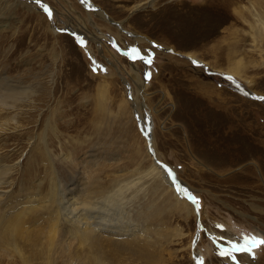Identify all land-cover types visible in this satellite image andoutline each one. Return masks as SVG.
<instances>
[{"label": "rangeland", "instance_id": "obj_1", "mask_svg": "<svg viewBox=\"0 0 264 264\" xmlns=\"http://www.w3.org/2000/svg\"><path fill=\"white\" fill-rule=\"evenodd\" d=\"M90 1L113 21H125L122 28L83 0L0 2V94L30 92L14 108L0 107V172L17 165L12 199L35 193L40 180L38 191L47 194L48 149L63 182L98 176L116 188L129 181L121 204L134 217L160 204L150 181H139L153 158L142 112L194 212L168 207L147 219L164 234L151 231L160 240L159 264H264V246L254 257L230 252L245 236L264 239V29L252 13L264 0ZM86 32L105 34V53ZM137 34L171 48L159 51ZM110 49L119 69L106 58ZM131 61L147 82L145 95L127 73ZM231 70L240 71L242 87L227 79ZM0 264L14 263L0 258ZM123 264L154 263L128 257Z\"/></svg>", "mask_w": 264, "mask_h": 264}, {"label": "bare ground", "instance_id": "obj_2", "mask_svg": "<svg viewBox=\"0 0 264 264\" xmlns=\"http://www.w3.org/2000/svg\"><path fill=\"white\" fill-rule=\"evenodd\" d=\"M152 1L146 0L144 3ZM83 2L89 7L90 12L103 16L110 23L115 22L99 7H94L90 0H83ZM228 2L232 3V0ZM143 4L139 3L131 8L130 14L141 9ZM225 7L228 8L226 5ZM45 8L47 9L46 6ZM262 11L264 7L261 9L253 6L252 13L258 16L261 21L260 27L264 29V19H260L264 18ZM237 13L242 15L241 11ZM123 22L125 21L115 23L117 27L122 28ZM88 33L87 39L98 43L100 51L105 53L102 40L105 34L102 33L99 36L97 33L93 35ZM125 33L129 34V32ZM134 37L136 40L153 43L159 51H169L171 48L162 46L157 41H150L143 35L137 34L138 38L136 35ZM84 46L87 47L85 43ZM171 51H176L175 53L187 59L205 63L190 51L180 52L177 49ZM110 52L112 58H106L119 69L120 66L116 63L118 62L117 55L111 49ZM129 64L127 73L131 81L138 86V93L145 95L147 82L136 69L137 64L134 61ZM225 73L227 79L242 87L240 80L243 79L239 70L225 71ZM246 82L251 83L248 80ZM12 90L0 94V107L14 108L17 101L23 99V93L30 94L28 91ZM132 100L138 101L136 98ZM134 105L144 106L140 105V102L139 105L137 102ZM141 114L143 116L140 117L143 118L140 119L141 130L145 139L146 151L149 157L153 158L151 165L144 170L139 181L142 179L146 182L150 181V186L152 184L150 188H153L154 194L160 195L163 199L159 202L160 204H152L146 209L142 208L139 210L140 213L134 217L131 211H123L124 206L121 204L124 191L130 188L129 181L122 180L116 183L118 184L116 188L106 187L104 181L101 182V179L94 175L93 178L88 177L84 184L76 179L69 183L63 182L54 165V159L52 160L49 150L46 149L51 168L49 170L51 171L50 187L46 195L43 196L38 191L43 186L40 180L35 193H27L13 200L11 187L14 185V180L11 179L10 174L16 171L17 165H8L5 172H0V258L8 259L14 264H123V260L128 257L139 258L147 263H161V255L158 251V247H161L160 240L158 241L151 231H155L159 237H164V234L161 232L160 225H151L146 222L147 219L160 215L164 208L168 207L180 211L184 209L189 213L194 212L192 205L183 198L181 194L183 191L179 192V178L172 170L168 171L169 167L162 163L152 138L150 117L144 118L145 113L143 115L141 112ZM170 172L174 173L175 179ZM137 218H142L143 222H136ZM197 257L195 256L196 259Z\"/></svg>", "mask_w": 264, "mask_h": 264}, {"label": "snow or ice", "instance_id": "obj_3", "mask_svg": "<svg viewBox=\"0 0 264 264\" xmlns=\"http://www.w3.org/2000/svg\"><path fill=\"white\" fill-rule=\"evenodd\" d=\"M36 2L39 4L40 0H36ZM45 10L47 11V9H45ZM49 16H51V13H49ZM133 51H135V49ZM188 198L195 203L194 197L189 195ZM260 246H264V239L245 236V237H243V244L231 243L230 252L231 253L248 252L250 255H252L254 257V249L258 248ZM218 254L221 256H224L228 253H226L224 250H220ZM230 258L232 260H235L234 255H230Z\"/></svg>", "mask_w": 264, "mask_h": 264}]
</instances>
